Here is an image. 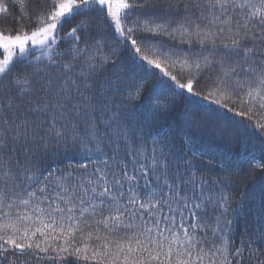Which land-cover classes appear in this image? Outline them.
<instances>
[{
	"label": "snow or ice",
	"instance_id": "6c2138e0",
	"mask_svg": "<svg viewBox=\"0 0 264 264\" xmlns=\"http://www.w3.org/2000/svg\"><path fill=\"white\" fill-rule=\"evenodd\" d=\"M254 140L264 0H0V264H264Z\"/></svg>",
	"mask_w": 264,
	"mask_h": 264
},
{
	"label": "trees",
	"instance_id": "16d2710c",
	"mask_svg": "<svg viewBox=\"0 0 264 264\" xmlns=\"http://www.w3.org/2000/svg\"><path fill=\"white\" fill-rule=\"evenodd\" d=\"M19 18V17H17ZM72 22L69 21L65 24V30H68L71 26ZM27 27H31V25H26ZM63 34V33H62ZM201 106L205 109H211L214 106L211 104H206L203 101L200 102ZM196 149L202 153L205 158H227L229 160H236L239 157L238 149L234 148L221 140L213 139L211 136L198 137L195 141ZM251 147L257 153L264 151V145H261L257 141H253ZM259 179V177H257ZM243 222H238L236 225V233L237 237L239 233L243 230Z\"/></svg>",
	"mask_w": 264,
	"mask_h": 264
}]
</instances>
